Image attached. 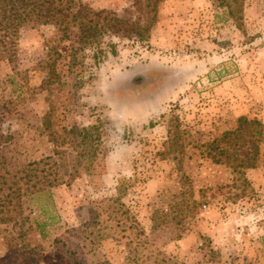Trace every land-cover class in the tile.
I'll use <instances>...</instances> for the list:
<instances>
[{"label":"rangeland","instance_id":"1","mask_svg":"<svg viewBox=\"0 0 264 264\" xmlns=\"http://www.w3.org/2000/svg\"><path fill=\"white\" fill-rule=\"evenodd\" d=\"M75 1L147 31L108 37L93 69L75 23L14 34L0 12V200L21 190L0 203V264H264V0L235 1L240 25L226 0ZM241 117L262 131L242 174L207 149Z\"/></svg>","mask_w":264,"mask_h":264},{"label":"trees","instance_id":"2","mask_svg":"<svg viewBox=\"0 0 264 264\" xmlns=\"http://www.w3.org/2000/svg\"><path fill=\"white\" fill-rule=\"evenodd\" d=\"M226 1H228L226 2L228 13L236 20V23L240 25L243 18L241 6L237 4L234 6L236 0ZM147 6H150L149 2ZM0 12L6 13L7 18L10 17L12 19L9 26L14 30V34L17 33L18 28L24 23H33L34 26L54 25L60 27L62 30H67L69 23H75L80 32L76 52H84L85 56L89 54L87 52H90L89 55L92 62L88 65L86 64V67L93 69H95V67L97 68L107 58L109 49L115 47L108 37L113 35L129 37L135 43L142 41V35L147 31V28H135L126 20L118 17L115 13L105 11L96 12L82 7L77 8V2L75 0H0ZM133 35L135 37H133ZM1 38L5 40L8 38V40H10L7 35H3V37L0 36V39ZM9 45L12 44H1V47L3 46L7 49ZM81 65L84 64L81 62ZM1 120L2 114L0 110V123L2 122ZM260 125L261 122L258 120H248V118L241 117L239 119V126L235 130L227 131L224 134L223 139L225 141V146L219 145L217 140L207 145L208 154L212 156L213 162L216 164L231 165L234 167V170L240 174L243 173L242 169L255 168L258 163H260L259 136L262 131L257 129ZM254 127L257 137L255 138L256 141L253 144L252 152H250L251 156L247 159L234 158L233 162L230 163L228 160L233 157V152L239 151V149H241L240 143L247 140L244 133L254 130ZM93 129L96 130V127L93 126ZM96 137L98 141L101 138L99 134H97ZM97 145L100 146L101 143ZM99 146H97V148L91 147L93 148L92 150H83L81 152V158H83L86 165L88 163L87 170L93 167L94 162L96 163L97 160H100V154L103 155L104 152L99 149ZM99 162H102V159ZM99 165L105 168V164L100 163ZM119 190L121 191V187L118 188V191ZM14 197L18 198V204L19 202L21 204V190H16L14 193L8 194L6 198L1 199V205L10 206L15 204L13 201ZM1 213L2 212H0V219H5V216ZM35 230L40 233L41 237H45L44 226L36 224Z\"/></svg>","mask_w":264,"mask_h":264}]
</instances>
